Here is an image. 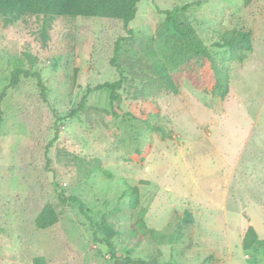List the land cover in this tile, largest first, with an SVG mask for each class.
I'll list each match as a JSON object with an SVG mask.
<instances>
[{
    "label": "rangeland",
    "instance_id": "rangeland-1",
    "mask_svg": "<svg viewBox=\"0 0 264 264\" xmlns=\"http://www.w3.org/2000/svg\"><path fill=\"white\" fill-rule=\"evenodd\" d=\"M129 27L133 37L117 59L125 78L119 117L101 90L69 118L87 89L118 79L110 59L125 36L122 24L24 16L4 26L0 17V95L17 69L37 72L44 86L21 77L0 98V264H112L126 254L164 264L175 257L149 231L164 232L170 243L185 235L183 264L212 261L196 251L213 249L203 242L209 231L220 264H264V253L243 251L240 238L249 220L264 239V0H141ZM231 29L252 35L242 64L215 47ZM198 48L228 74L223 101L211 95L213 72ZM164 74L178 93L149 95L145 83ZM145 120L167 137L147 130ZM60 194L81 200L83 212ZM46 204L58 223L38 230ZM185 211L195 213L198 228L183 225ZM102 219L116 232L114 250L98 243Z\"/></svg>",
    "mask_w": 264,
    "mask_h": 264
},
{
    "label": "trees",
    "instance_id": "trees-1",
    "mask_svg": "<svg viewBox=\"0 0 264 264\" xmlns=\"http://www.w3.org/2000/svg\"><path fill=\"white\" fill-rule=\"evenodd\" d=\"M141 0H0V17L2 18L3 25L9 26L19 21L24 16H42L45 19L55 18H95L105 20H115L122 24L123 32L125 36H121L116 39L113 47L112 57L110 59V66L113 67L118 73L119 77L111 82H105L97 85L93 88L86 90L82 96L78 107L69 114V118L74 117L78 113L85 109V100L91 93L98 92L101 90H107L109 92V107L113 117H119L121 103V97L119 94L120 89L123 86L125 78L121 74L117 65L118 54L120 46L130 40L133 37L132 29L129 27L130 23L135 19L137 13V4ZM168 15V13H167ZM49 29L48 24H44L42 28V40L46 42L48 39L47 30ZM251 32L243 30H224L219 35V42L215 44V47L225 49L228 52V58L231 62H237L242 64L247 55L252 52V41ZM199 49V48H198ZM200 50V49H199ZM201 56L206 59L209 64L211 71L213 72V86L211 88V95L223 101L229 94V77L226 72H223L220 67L216 64L213 57L206 51L200 50ZM29 64L34 65L36 58L32 57L28 53H24ZM21 77L33 78L36 80L37 86L41 91H44L41 77L37 72H29L26 70H14L11 73L10 80L6 89L15 87ZM147 93L149 95H155L157 93L166 92L172 95L178 93L177 86L168 75H162L156 80V84L150 80L145 83ZM4 90V92H5ZM4 92L0 95L3 97ZM42 93V97H43ZM1 122V118H0ZM147 130L155 132L162 136L167 137L165 129L158 124H149L147 120L143 121ZM57 140V135L50 142V145ZM130 195L129 207L131 210H135L138 205V189L134 187L128 191ZM60 202L65 203L70 201L78 204L79 210L83 212L84 204L81 200L75 197L65 198L61 194L58 195ZM183 225H191L193 223V217L191 213L185 211L179 215ZM58 223V215L50 204H46L40 213L35 218L34 224L38 230H45L51 228ZM98 232L102 235V238L98 240L95 235V240L98 243L105 244L109 249L114 250L112 239L115 237L116 232L113 227L105 220H101V224L98 227ZM151 240L166 244L170 242L169 238L164 232L149 231ZM241 247L244 251L260 250L264 253V239H259L256 231L252 226H249L242 238ZM125 264H147L142 259L132 260L126 254L125 257L121 258ZM33 264H45L43 258H37L33 260Z\"/></svg>",
    "mask_w": 264,
    "mask_h": 264
},
{
    "label": "crops",
    "instance_id": "crops-1",
    "mask_svg": "<svg viewBox=\"0 0 264 264\" xmlns=\"http://www.w3.org/2000/svg\"><path fill=\"white\" fill-rule=\"evenodd\" d=\"M226 199V198H225ZM225 203V202H224ZM221 209L225 212L226 210H225V206L224 205H222L221 206ZM187 212H189V211H187ZM189 213H191V215H192V217H193V229H194V227H199L200 225H197V224H195L196 223V216H195V213H193V212H189ZM201 215H202V213H200ZM199 216L200 218H203L202 216ZM195 222V223H194ZM202 222H203V225H205L204 224V219L202 220ZM202 225V226H203ZM249 226H253V224L248 220V223H247V226H246V228H244L243 229V231L241 232V236H240V238H241V242H242V238H243V236H244V233H245V231H246V229L249 227ZM255 230V229H254ZM155 232H160V231H155ZM208 235H209V237H210V231L207 233ZM207 234H206V237H205V239L203 240V242L205 243V244H207V245H209V246H211V247H213V249L212 250H208V249H199V248H197V250L196 251H202V252H206V253H209L210 254V257H211V259H212V261L209 263V264H220V262H219V260H220V258L218 257V253L216 254L215 252H214V250L216 249V247H215V244H216V242L214 241V240H210L209 239V237L207 236ZM226 237V236H225ZM223 238L224 240H226V238ZM259 238V237H258ZM186 241V238H185V235L183 236V238L181 239V241H175V242H169L168 244H171V250L172 251H176L175 252V257H170V259H169V261H167L166 263H164V264H183V262H182V258H181V251H183V254H185L186 252H188V249L187 248H184V242ZM191 244H195V245H197V246H199L198 244L199 243H193V240H192V242H191ZM167 248H169V246H161V248H158V250L160 249V250H165V249H167ZM181 249V250H180ZM180 250V251H179ZM244 251V250H243ZM185 252V253H184ZM245 252H248V251H245ZM189 254H190V252H188ZM202 258V257H201ZM203 259V258H202ZM246 259H248V258H246ZM191 260H192V258H191ZM193 261V260H192ZM112 264H125L124 262H123V260L121 259V258H116L115 260H113V263ZM149 264H158V262L156 261V260H152V261H150V263Z\"/></svg>",
    "mask_w": 264,
    "mask_h": 264
}]
</instances>
